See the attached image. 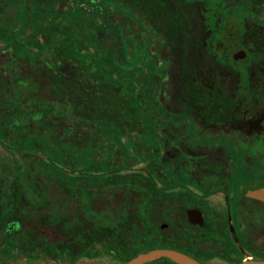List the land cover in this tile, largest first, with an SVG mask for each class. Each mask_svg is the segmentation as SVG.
Returning <instances> with one entry per match:
<instances>
[{
    "label": "rangeland",
    "instance_id": "374dc122",
    "mask_svg": "<svg viewBox=\"0 0 264 264\" xmlns=\"http://www.w3.org/2000/svg\"><path fill=\"white\" fill-rule=\"evenodd\" d=\"M71 3L57 0L52 7V0H0V16H5L0 21V81L11 84V77L19 75L12 84L18 98L22 94L32 100L38 93H46L45 98L54 103L53 109L60 110L59 115L52 110L47 115L50 120L59 119L58 124L63 125V130L58 126L56 132L69 133L76 141L83 140L89 132L95 137L105 135L106 129H100L95 121L89 124V120L96 117L99 121L97 117L107 115V109L116 113L126 95L134 96L136 105L145 101L139 110L151 125L158 124L161 134L153 135V139L161 157L138 156L130 139L138 131L132 129L119 137L126 150L136 157L124 164L110 158L105 166L88 168L77 163L70 167L48 159L49 153L44 155L31 146L21 148L1 137L0 164L9 167L12 162L28 161L39 154L58 165L62 178L67 174L89 173L86 180L94 188L103 186L108 174L114 175V182H129L134 173H141L157 187L167 193L175 192L174 196L181 199L166 201L153 217L163 225L162 235L167 240L173 239L175 214L180 216L184 207L191 205L186 197L199 196L193 202L206 208L227 207L228 193L218 189V184L229 186L232 181L224 178L204 193L189 183L172 182L159 167L186 165L199 179L223 168L229 170L232 163L230 153L223 147L226 140L253 153L258 165L264 164V0ZM23 56L36 62L27 64L18 58ZM99 70L102 80L121 85L123 94L103 90L96 81ZM52 73H59L60 80L54 79ZM140 81L146 83L140 86ZM153 98L158 104H153ZM147 103L158 110V116L171 118L162 123L154 121V111ZM74 113L86 121L75 122L71 118ZM138 116L143 115L138 111ZM187 117L191 118L185 120L190 121L189 126L182 120ZM32 125L37 127V123ZM41 131L48 133L49 129ZM248 134L254 135L253 143L248 142ZM21 150L30 154L21 156ZM94 151L98 158L104 148L94 147ZM106 154L109 157L110 150ZM64 157H68L66 152ZM156 158L159 163L154 162ZM244 160L245 165L253 166L250 156L245 155ZM104 192L91 202L94 210L100 205L109 209L127 197L109 185ZM244 213L242 223L248 227L237 230L233 219L228 217L224 232L210 241L218 255L209 258L207 264H233L236 259L264 256V206L254 203ZM189 215L195 218L189 221L200 222L196 210H189ZM38 230L54 237L48 229ZM93 245L99 251L96 256H81L71 263L63 255L47 256L35 244L22 250L14 248L9 256L0 257V264L121 263L100 252L98 242Z\"/></svg>",
    "mask_w": 264,
    "mask_h": 264
},
{
    "label": "trees",
    "instance_id": "16d2710c",
    "mask_svg": "<svg viewBox=\"0 0 264 264\" xmlns=\"http://www.w3.org/2000/svg\"><path fill=\"white\" fill-rule=\"evenodd\" d=\"M18 58L27 64L36 62L34 59L29 61L27 56ZM98 72L96 81L100 82L103 90L110 89L118 95L123 94L121 85H112L102 80V73L100 70ZM52 74L54 79L60 80L59 73ZM18 78L19 75L14 74L11 84H4L0 77V137L11 144L21 148L31 146L44 155L49 153L48 159L61 165L73 167L82 163L88 168H96L107 165L110 158L119 164L135 159L119 137L127 130L137 129L138 135L130 138L136 154L148 157L158 154V143L153 139V135L158 134V124L151 125L145 114L139 110V106L146 103L145 101H138L136 105L133 104L134 96L126 95L122 107L116 113L113 114L107 109V115L97 117L99 121H96V117L89 120V124L93 125L95 121L100 129H106L105 135L95 137L93 132H89L84 134L83 140L76 141L67 132L65 135L56 132L58 126L62 131L63 125L58 124L59 119L50 120L47 115L51 110L59 115L60 110L53 109L54 103L45 98L48 96L46 93L42 91L32 100L22 94L20 98L16 97L12 84ZM144 82L146 83L140 81V86ZM152 102L158 104L154 98ZM68 104L73 106L71 102ZM148 105L157 114L153 116L160 123L162 117L158 116V110L153 105ZM138 111L143 115L141 118H138ZM71 118L78 123L85 120V117L75 113ZM30 123H37V127L30 126ZM41 128L49 129L48 133H41ZM94 147L101 150L104 148L98 158L95 157ZM140 148H144V152ZM108 150L109 157L106 154ZM20 152L25 157L30 154L22 150ZM65 152L68 157H64ZM161 169L167 173L170 168L165 166ZM149 170L153 172L152 168ZM60 173L62 171L56 163H50L39 154L28 158V161L12 162L9 167L0 164L1 258L9 256L14 248L22 250L37 244L47 256L58 258L63 255L71 263L77 257L96 256L99 251L94 250V241L99 243L100 252L120 262L152 247L179 249L178 243L175 246L174 239L167 240L162 235L163 225L154 219L160 207H164L163 204L169 199L158 196L162 190L152 179L141 173H134L129 182H114V175L108 174L104 176L105 184L94 188L86 180L85 175L89 177V173L67 174L65 178L60 177ZM145 178L147 181L144 182ZM108 185L123 191L127 197L109 209L100 205L94 210L91 202L105 193ZM34 225L50 230L54 237H48L39 228H34ZM239 260L236 259L235 262ZM143 264L177 263L167 257H157Z\"/></svg>",
    "mask_w": 264,
    "mask_h": 264
},
{
    "label": "flooded vegetation",
    "instance_id": "af4514ba",
    "mask_svg": "<svg viewBox=\"0 0 264 264\" xmlns=\"http://www.w3.org/2000/svg\"><path fill=\"white\" fill-rule=\"evenodd\" d=\"M57 0H52V7L54 6ZM61 1V0H60ZM63 1V0H62ZM74 1L78 0H71V4ZM90 2L93 5L94 2L97 0H80ZM79 6V4H76ZM5 16H0V21L4 19ZM8 18L12 20L13 18L9 15ZM153 115H157L154 114ZM152 115V116H153ZM154 117V116H153ZM171 117H164L161 118V122L164 119L169 120ZM156 119V117H154ZM186 119H191L189 117L182 119L185 121ZM159 121V119H156ZM214 120V119H213ZM216 120V118H215ZM206 121H210V119H206ZM193 121H191V124ZM214 121L213 123H215ZM218 122H221V119H218ZM186 123V121H185ZM190 123H186L187 125ZM189 126V125H188ZM189 130H191L189 128ZM161 133L158 132L156 135H160ZM247 138L249 139L248 142H254V135L248 134ZM247 140H244L245 143ZM172 145V144H171ZM174 146V145H172ZM175 147V146H174ZM223 147L225 152L230 153V163H232V168L229 170L220 169L218 172L209 173L208 175L202 176L200 179L195 177L194 174L189 170L188 166L182 165L180 168L172 167L171 165H164L159 167V171L162 172L165 176L167 173L172 182H183L189 183L196 187L197 189L202 190L204 193L206 190H211L213 184L222 181L224 178H230L232 183L229 186L222 187L218 184V189H222L223 193H228V206L227 207H220V208H206V205H200L199 203H194L199 196L195 197H186L189 200V206L184 207L183 213L179 216L175 214V218L173 219V229L176 232L173 236L175 240V246L179 247V251L201 261L204 263H208V259L217 256L218 254L213 251L210 241L216 240L221 236V234L225 230V226L228 225V221L231 220L236 227L237 230H243V228L248 227L247 224H243V218H245L246 210H251L252 205L255 203L257 205L264 206V200L254 198L245 194L244 190L247 188H255L258 186H264V164L258 165L257 160L255 159V155L253 153H248L247 150H241L237 146H235L231 141H224ZM156 155L157 158L161 157V153ZM227 153V154H228ZM250 156L251 163L253 166L249 167L244 160V157ZM154 161L155 163H159L157 160ZM167 166L172 170V172L166 173V170L161 169ZM235 178V179H234ZM220 187V188H219ZM161 189V188H160ZM158 193L159 197L166 198L172 201V199L181 200L180 198L175 197V192L167 193L163 189ZM178 190V189H177ZM181 196V193L178 194ZM248 200V201H247ZM243 205L242 207H239ZM189 210H196L198 216L200 217V222L189 221L188 212ZM226 217V218H224ZM241 220H238V219ZM176 249V247H174ZM78 258V257H77ZM75 258V259H77Z\"/></svg>",
    "mask_w": 264,
    "mask_h": 264
},
{
    "label": "water",
    "instance_id": "95a60500",
    "mask_svg": "<svg viewBox=\"0 0 264 264\" xmlns=\"http://www.w3.org/2000/svg\"><path fill=\"white\" fill-rule=\"evenodd\" d=\"M244 192L248 196L264 200V186L247 188L244 190ZM188 218L189 220H195V218L190 217V215ZM157 257H167L177 264H206L177 249L168 247H152L139 251L133 256L122 261L120 264H143L144 262ZM233 264H264V258L248 257L246 259L243 258Z\"/></svg>",
    "mask_w": 264,
    "mask_h": 264
}]
</instances>
